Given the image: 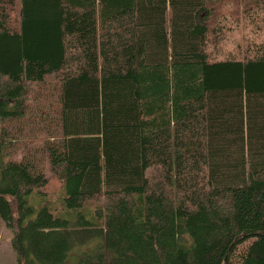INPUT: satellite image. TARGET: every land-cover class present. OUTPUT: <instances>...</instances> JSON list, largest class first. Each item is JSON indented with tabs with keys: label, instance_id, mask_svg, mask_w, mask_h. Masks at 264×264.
Here are the masks:
<instances>
[{
	"label": "trees",
	"instance_id": "1",
	"mask_svg": "<svg viewBox=\"0 0 264 264\" xmlns=\"http://www.w3.org/2000/svg\"><path fill=\"white\" fill-rule=\"evenodd\" d=\"M0 219L16 264H264V0H0Z\"/></svg>",
	"mask_w": 264,
	"mask_h": 264
},
{
	"label": "rangeland",
	"instance_id": "2",
	"mask_svg": "<svg viewBox=\"0 0 264 264\" xmlns=\"http://www.w3.org/2000/svg\"><path fill=\"white\" fill-rule=\"evenodd\" d=\"M232 37L235 34H231ZM46 198L56 208H59L61 203V187L57 180L51 179L49 184L44 189ZM38 203L37 199L32 201V205ZM12 232L6 228L4 222L0 219V264H16V258L11 246Z\"/></svg>",
	"mask_w": 264,
	"mask_h": 264
}]
</instances>
